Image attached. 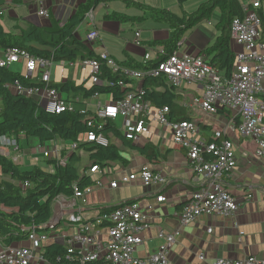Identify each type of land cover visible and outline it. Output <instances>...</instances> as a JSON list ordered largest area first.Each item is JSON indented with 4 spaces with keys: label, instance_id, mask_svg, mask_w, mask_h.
<instances>
[{
    "label": "built area",
    "instance_id": "obj_1",
    "mask_svg": "<svg viewBox=\"0 0 264 264\" xmlns=\"http://www.w3.org/2000/svg\"><path fill=\"white\" fill-rule=\"evenodd\" d=\"M61 2L63 0H56ZM242 17H236L230 25L231 44L234 50V64L228 75L220 73L202 56L174 52L165 57L161 48L158 55L165 58L157 67L140 72L124 69L129 80L143 81L146 78L164 79L170 86L183 89L190 85H200L203 94L194 103L208 115H216L220 111H230L237 121H232L233 130L239 137L250 139L257 147V157L264 160V41L262 25L264 17V1L249 0L242 6ZM39 16L49 18L46 9L39 11ZM89 33L85 41L98 42L100 34L95 28L94 16L89 13ZM140 33H136V45L140 46ZM90 45V44H89ZM146 54L145 59L148 60ZM80 68H91L93 85L106 86L111 83L101 79V63L104 62L113 72L121 68L108 51L98 55L97 59L77 60ZM25 63L27 77L38 76L37 86H24L16 82L10 90L28 98H37L47 113H79L87 117L88 133L85 142L95 146L109 147L112 139L104 133L105 126L111 122L120 133V137L128 142H136L142 134L149 131L151 123L164 127L172 135L175 146L187 150V161L202 185L191 194L179 214L180 229L195 223L203 215H216L223 218L235 217L241 203L224 189V180L237 168L234 143L226 139V131H216L215 142L209 143L202 138L198 125L188 121H172L170 109L154 108L145 98L141 85L134 87L119 101L103 102L101 95L94 94L89 99L81 96L72 99L68 92L61 91L53 82V67L56 63L52 58L33 55L23 49L3 51L0 47V67L10 69L13 65ZM75 63L68 62L73 65ZM66 64V65H68ZM65 65V66H66ZM64 66V65H63ZM82 70V69H81ZM123 89L127 85L123 81L117 83ZM130 87H133L130 85ZM67 95V96H66ZM95 101L93 106L91 103ZM93 108V109H92ZM89 113H92L89 116ZM121 121V124L119 122ZM226 130V129H225ZM16 152L20 150L19 142L9 143ZM78 143H72L71 152L76 151ZM65 149L60 146L47 148L43 157L64 167L69 156L61 154ZM19 157L16 158L18 161ZM89 174L96 186L102 182L94 176L109 175V167L89 164ZM140 180L145 187H156L158 190L167 184L166 178L156 172L150 165H141L135 172H127L119 181H111L110 187L117 189L120 185H128ZM28 187V184L24 186ZM73 201L67 197L56 200L57 218L55 224L66 221V226L75 227L76 232L70 236L66 249L68 264H170V255L176 244L179 230L166 232L158 230L161 241L158 250L145 259L135 256L137 248L143 244L142 233L153 227V205L143 207L139 202L131 201L114 208L109 214L96 221H85L82 214L69 213L67 208L77 207L76 199H84L92 192V187L81 190L73 186ZM165 197L157 195L156 202L163 203ZM102 224L105 226L101 227ZM44 228V227H43ZM42 229V228H41ZM106 229L105 233L104 230ZM49 232H38L33 229L28 241L29 247L17 245L4 246L0 243V264H48L43 257V247L52 235ZM106 234V240L103 239ZM204 260V256L200 255ZM212 264H264V259L249 256L243 260L217 259Z\"/></svg>",
    "mask_w": 264,
    "mask_h": 264
},
{
    "label": "crops",
    "instance_id": "obj_2",
    "mask_svg": "<svg viewBox=\"0 0 264 264\" xmlns=\"http://www.w3.org/2000/svg\"><path fill=\"white\" fill-rule=\"evenodd\" d=\"M10 1V5L5 7L3 14H0V22L8 31L16 32L18 28L26 29L31 24L45 28L62 27L77 13L80 7L86 5L90 0H63L61 2L56 0H22L16 5ZM135 1L155 9L170 10L178 16H180L178 14L180 11L187 15L190 14L191 9L204 2V0H190L187 4L182 5L179 0ZM239 2L242 6L249 4V0H239ZM42 9H46L49 13L48 19L39 16L38 13ZM89 13L93 14L95 28L100 34L98 42L90 44V48L96 55L108 51L117 62H125L129 57L136 63L156 60L161 48L152 47V43L156 40L168 39L171 33L168 26L149 18L138 8H128L123 2L115 1L90 7L82 24L75 29L77 37L82 40L80 37L82 35L83 41L89 33L86 18ZM215 15L212 14L210 19L204 20L185 33L176 51L179 55H199L208 61L211 60L212 55L209 49L221 34L218 27L221 14ZM125 16L132 17L134 20L125 21L123 20ZM137 32L140 33V46L135 43ZM146 54L149 55L148 60L145 59ZM10 69L27 75L25 63L13 65ZM88 70L90 71L89 68ZM66 82L70 81L63 80L62 84ZM142 83L143 81L135 80L132 86L139 87ZM176 93L180 96V105L185 107L188 116L198 125L204 140L207 141V137L201 124L211 126L213 133L226 131V139L234 143L238 164L237 168L225 178L224 189L241 203L236 216L223 218L216 215H203L192 225L180 229L181 208L189 200L191 194L202 185V182L195 177L190 168L187 161V150L173 145L171 133L155 123H151L149 131L142 134L136 142H128L122 137L112 139V142L118 146L120 159L115 162H107L102 166L110 169L109 175L94 176L101 180L102 187L93 184L92 192L84 199H76L77 207L73 209L69 206L68 212L82 214L85 221L95 223L106 216L102 215L103 210L114 209L127 202H139L143 207L153 205L154 210L150 213L153 216V227L142 233L144 242L135 252V256L140 259L148 258L158 250L161 244L158 238L159 229L166 232L180 229L170 255V264H212L217 259L243 260L249 256L264 259V160L257 157L255 143L250 139L239 137L238 133L233 130L232 121H237V119L230 111L208 115L194 103V100L203 94L200 85L194 84L177 89ZM104 97L109 98V96ZM91 104L94 106L95 101ZM12 140L3 139L1 141L2 155L12 159L23 170H29L27 158L32 156L35 141L24 135L20 136L18 139L20 150L16 152L14 147L9 144ZM39 144L40 148H43V153L47 148L57 146L65 149L62 156L70 157L75 152L70 150L71 142L64 144L62 139H55L43 145L39 141ZM145 147L151 151L148 155L141 152ZM42 152L35 158L37 166L52 172L51 160L44 158ZM17 157H19L18 161H16ZM145 164L150 165L166 178L167 184L164 187L159 190L156 187H145L140 180L128 185H120L117 189L110 187L111 181H119L127 172H135ZM82 172L86 174V170H82ZM3 179H7V177ZM157 195H163L165 201L158 204L156 202ZM69 199L73 201V197ZM90 213H95L94 217H92L93 215L88 217L87 215ZM54 216L56 220V201L53 206ZM65 222L51 231L50 240L44 246L57 243L66 247L70 236L76 232V229L66 226ZM105 231L106 229L104 233ZM103 239L106 240V234ZM14 245L29 247L31 243L26 240L24 243ZM200 255H203L205 259L201 260Z\"/></svg>",
    "mask_w": 264,
    "mask_h": 264
},
{
    "label": "trees",
    "instance_id": "obj_3",
    "mask_svg": "<svg viewBox=\"0 0 264 264\" xmlns=\"http://www.w3.org/2000/svg\"><path fill=\"white\" fill-rule=\"evenodd\" d=\"M21 1L11 0L10 2L16 5ZM115 1L123 2L128 8H138L149 18L170 28L171 33L168 39L156 40L151 45L162 48L165 57L177 51L188 30L210 19L214 10L220 8L221 18L218 27L221 34L209 49L212 55L210 63L220 73L225 75L230 73L235 60L231 47L230 25L234 18L243 15L239 0H208L201 4L196 12L184 16H178L167 9H155L135 0H90L80 7L62 27L45 28L31 24L26 29L18 28V32H10L0 22V47L3 51L13 48L23 49L38 57L52 58L55 62L75 63L77 60L97 59L98 55L86 41L77 37L75 29L82 24L91 6L96 7ZM179 1L183 5L187 0ZM8 5H10L9 0H0V14H3ZM123 20H134V18L125 16ZM262 20L261 29L264 41V17ZM165 57L158 55L156 60L147 63H136L131 57L125 62L116 61L121 68L116 73L102 62L100 78L110 82V85H93L87 88L86 82L81 86L66 82L56 87L61 91L72 93L75 97L81 96L83 99H89L97 93L101 96H110L112 101L116 102L123 99L129 91L135 90L134 87H130L134 85L135 80H129L124 69L148 71L157 67ZM37 81L38 76L29 78L27 75L0 67V243L4 246L28 241V236L33 229L38 232H49L43 227H46L52 220L54 202L61 196L73 197L74 185L81 190L93 186L91 177L77 168L82 161L78 151L87 152L90 164L104 166L107 162L120 159L117 145L102 147L84 141L89 131L86 116L79 113L60 115L47 113L37 98H28L10 90L16 82L24 86H37ZM119 81L126 83V89L117 84ZM141 87L145 91L146 100L154 108L168 107L170 109V120L193 122L185 107L179 103L180 96L176 93L177 89L170 86L164 79L146 78ZM91 114L89 113V116ZM201 127L207 141L215 142L212 127L203 124ZM104 133L111 139L121 136L111 122L106 124ZM22 135L38 139L41 145L55 139H62L66 142L78 143L79 146L64 167L50 161L53 166L52 172L45 171L38 166L23 170L12 159L1 153L3 139L18 141ZM149 150L145 147L141 152L148 155L151 152ZM4 177L7 179L2 180ZM26 184H28L27 188L24 187ZM112 210H103L102 215H107ZM103 226L105 224L101 225ZM66 255L67 249L60 244L51 243L43 247V257L48 264H68Z\"/></svg>",
    "mask_w": 264,
    "mask_h": 264
},
{
    "label": "rangeland",
    "instance_id": "obj_4",
    "mask_svg": "<svg viewBox=\"0 0 264 264\" xmlns=\"http://www.w3.org/2000/svg\"><path fill=\"white\" fill-rule=\"evenodd\" d=\"M189 1L190 0H187L185 4H187V2H189ZM206 1H208V0H204L203 3H205ZM198 8H199V6L191 9L190 14L196 12L198 10ZM178 14L180 16H184L185 15V12L182 13V11H180ZM213 14L214 15L215 14L216 15L217 14L218 15L221 14V9L220 8H216L214 10V13ZM80 37L82 38V40H84V38L82 37V35H80ZM86 42H87L88 45L91 44L90 41H87L86 40ZM66 64H68V62H56L54 64V67H53L54 69H53V72H52L54 84H56V85L57 84L62 85L63 80L64 81L65 80H69L72 83L76 82V83H79L80 84V85H78V84H75L74 83L75 86H81L85 81H86V87L87 88H91L93 86V79H91V75H92L91 68H89L90 71L88 70V68H86L85 70H83V68H79L78 69V65H79L78 62L75 63V64H73V65H66ZM82 71H84V72L82 73ZM70 97L72 99L75 98V96L72 93H70ZM101 100L103 102H105V101L107 102V101H109V98L102 96ZM34 139L35 138H31V140H34ZM34 141H35V144L33 145L32 156L29 157V158H27V162L29 163L28 166H29L30 169H32V168H34V167L37 166V163H36V159L35 158L38 157V156H40L41 152L43 151V148H40L39 141L37 139H35ZM66 143L67 142L64 141V144H66ZM78 153L82 156V161H81V163H79L77 165V168H79L80 171L86 170L87 174H89L88 166H89L90 162H89V159H88L87 152L78 151ZM122 156H123V154H122ZM91 215H93L92 217H94L95 213H90L87 216L90 217Z\"/></svg>",
    "mask_w": 264,
    "mask_h": 264
},
{
    "label": "water",
    "instance_id": "obj_5",
    "mask_svg": "<svg viewBox=\"0 0 264 264\" xmlns=\"http://www.w3.org/2000/svg\"><path fill=\"white\" fill-rule=\"evenodd\" d=\"M54 222H55V216L52 218L50 223L46 227H44L43 229L45 231L55 230L58 227L59 223L55 224Z\"/></svg>",
    "mask_w": 264,
    "mask_h": 264
}]
</instances>
